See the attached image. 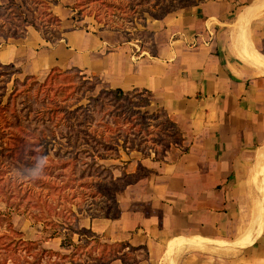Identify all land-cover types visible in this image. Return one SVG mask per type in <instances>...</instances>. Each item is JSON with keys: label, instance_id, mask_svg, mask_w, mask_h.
Returning a JSON list of instances; mask_svg holds the SVG:
<instances>
[{"label": "crops", "instance_id": "obj_1", "mask_svg": "<svg viewBox=\"0 0 264 264\" xmlns=\"http://www.w3.org/2000/svg\"><path fill=\"white\" fill-rule=\"evenodd\" d=\"M150 25L152 51L120 30L62 21L63 38L40 50L44 66L145 91L182 136L160 160L128 159L126 173L144 172L122 187L115 214L81 226L146 247L108 264H264V0H197Z\"/></svg>", "mask_w": 264, "mask_h": 264}, {"label": "rangeland", "instance_id": "obj_2", "mask_svg": "<svg viewBox=\"0 0 264 264\" xmlns=\"http://www.w3.org/2000/svg\"><path fill=\"white\" fill-rule=\"evenodd\" d=\"M6 2L7 0H0V3ZM77 3L82 5L77 6ZM196 3L197 0H148V2L146 0H56L55 3L50 4V8L60 18L63 27L68 31H76L77 29L89 31L102 28L117 29V27L123 26L129 34L136 37V39L130 40H135L137 44H142L143 47L150 50V23L153 22V19L177 8L191 6ZM119 4L123 6H119ZM24 7H26L24 8L26 12V9H33L34 16L38 14L43 16L40 13L43 8L39 0H27ZM28 16H30L29 12ZM46 19V17L37 19L35 28H28V32L19 39L0 37V63L13 64L12 68H4V71L9 73L15 71L12 75L20 79L25 75H33L39 83H42L49 70L56 67H48L45 62V66L43 65L47 53L41 51L53 44L47 43L49 41L45 40V36H52L54 30H56L53 25H48L44 31ZM1 23L4 27L8 26L6 18L3 16L0 18ZM135 28H138L139 31H135ZM61 29L59 27L60 31ZM62 38L63 35L61 34L60 38L56 40ZM56 40L51 42H57ZM60 69L66 68L62 67ZM80 69L87 76V71L83 68ZM2 77L6 78L7 75ZM0 79L2 78L0 77ZM74 81H77V78ZM67 83H69L68 80L58 78L52 86L45 85L38 91L34 86L31 91L32 96L34 97L38 93V96L44 97L45 101L50 98L57 100L65 98L67 102H75L74 107L79 104L87 105V97L89 95L95 97L101 88L97 84L93 90L85 91L80 98H77V92H71L72 88L65 87L68 85ZM127 93L129 95L128 99L122 101L124 103L133 102L134 108L140 111V115L143 114L142 112L161 109L153 110L151 107L149 108V105L140 106L142 100L149 99L148 93L143 90L133 89L128 90ZM97 101L103 103L102 107L95 106L94 120L89 123L86 129L90 131L96 129V134L103 130L104 138L110 137V135H113L112 137L116 136L117 144L112 142L116 144V146H113L116 150L106 149L98 143L93 145L92 143H83L84 139H80L81 143H78L75 139L67 141L64 137L58 136L59 134L56 132L54 138L51 136L43 138L37 135V138H32V136L17 133L15 140L6 139L10 137H4L0 140V264H29L26 260L32 261L34 259L32 256L35 252L34 249L31 250V253L14 249L12 242H10L11 239L21 238L25 241H37L45 248H53V250L61 252H67L71 249L68 253L73 250L71 242L80 243L83 246L82 251L84 253L82 254V260L87 262L84 264L93 261L95 255L101 252L107 253L114 248V246H103L104 243L113 242L104 235L100 236L101 234L94 233L90 228L81 226V219L104 218L115 214L117 209L116 197L118 198L123 185L131 179L133 174L125 172L129 162L128 159L142 157L143 155L153 157L155 151L161 152L163 150V145L158 142L161 135L157 134V128L154 127L155 130L151 133L140 132L139 144L138 140L130 143L129 140L132 138L130 136L126 144L127 147L123 149L121 144L124 135L123 129L126 124L122 122L117 124L121 127L120 133L112 131V129L109 130L102 125L103 121L110 122V118L105 114V111L114 107L115 103H112L113 100L110 102L106 99H97ZM90 108L93 109V106L91 105ZM133 129L130 128V131H133ZM129 144L132 146H129ZM174 153L178 152L174 151ZM38 157L49 160V166L46 168L44 175L34 182L18 181L14 176L13 169L24 168L32 164ZM96 165L110 169L112 178L96 175L95 171L90 168V166ZM135 172L142 174L144 170L137 166ZM123 173L126 175L123 176ZM116 177L122 178L113 181ZM254 212L255 209L247 208L249 217ZM81 229H85L83 231L84 236L76 232ZM88 230L99 237V243L88 238L90 236ZM14 231H18L20 234H16ZM262 233L264 234V228L261 231ZM63 241L69 242H67V245H61ZM122 251L127 253L126 249ZM88 252H90V255H86ZM144 255L142 250L130 252V257L136 260ZM54 261V256L44 257L40 264H53ZM71 262L76 263L74 260ZM62 263L64 262L60 264Z\"/></svg>", "mask_w": 264, "mask_h": 264}, {"label": "trees", "instance_id": "obj_3", "mask_svg": "<svg viewBox=\"0 0 264 264\" xmlns=\"http://www.w3.org/2000/svg\"><path fill=\"white\" fill-rule=\"evenodd\" d=\"M48 1L50 2L48 3ZM146 1L148 2V0ZM39 2L43 8V11L40 12L43 16H40V14L34 16L33 9H26V12L24 10L26 7L24 6L27 4V0H7L6 3H0V18L2 16L5 17L8 24L7 27H4L3 23L0 24V37L5 39L19 38L27 32L28 28H35V21L37 19L46 17L44 31L48 25H53L56 30H54L52 36L46 35L45 40L51 42L59 39L61 36V31L59 30L61 20L50 8V4L55 3L56 0H39ZM33 4L39 5L38 3ZM81 5L82 4L77 3V6ZM119 6L123 5L119 4ZM124 11L126 12V10ZM28 12L30 16H28ZM117 30L126 34L129 40L136 39V37L129 34L123 26L117 27ZM135 31L138 32L139 29L135 28ZM149 41L150 50L152 51L153 43L151 38ZM12 67V63H0V77L2 78L0 79V82H2V84H0V140L4 137H10L6 139L15 140L17 138V133L32 136V138H37V136L43 138L45 136H51L54 138L56 132L59 134L58 136L64 137L67 141L75 139V141L77 140L78 143H81L82 141H80V139H84L83 143H92V145L98 143L103 145L106 149L112 148L116 150V148L113 147L117 144L116 136L112 137L113 135H110V137L104 138L103 130L96 134V129H92V131L86 129L89 123L94 120V113L96 112L94 109L95 106L102 107L103 103L97 101V99H106L110 102L113 100L112 103H115V105L111 109H106L105 114L109 116L110 122L103 121L102 125L109 130L112 129V131H118V133H120L121 127L117 126V124L120 122L126 124V127L123 129L124 135L121 144L123 149L127 147L126 144L130 136H132L129 140L130 143H134L135 140H138L139 144V138H141L140 132L144 131L146 133H151L155 130L153 129L154 127L157 128V134L161 135L158 142L162 143L163 150L165 149L166 151L170 145L179 144L182 141L178 125L169 118L164 109L142 112L143 114L140 115V111L134 108L133 102L124 103L122 101L127 100L129 95L127 91L125 92L118 87L109 89L100 88L95 97L91 95L87 97V105L79 104L74 107L73 105L75 102H67L65 98L60 100L50 98L48 101H45L44 97L41 98L38 96V93H36V96H32L31 91L34 86L38 91L45 85L52 86L58 78L68 80L69 83H67L68 85L65 87L72 88L71 92H77V98H80L85 91L93 90L96 85L99 84V78L96 76H85V74L82 73L83 70L78 67L73 66L63 70L53 67L49 70L42 83H39L33 75H25L20 79L12 75L15 71H10L12 73L4 71V68L7 69ZM4 75H7V77L3 78L2 76ZM76 78L77 81H74ZM149 104L150 100L146 98L142 100L140 106L144 107ZM91 105L93 109L90 108ZM130 128H134L133 131H130ZM129 146L132 145L129 144ZM163 150H161V152L155 151L154 158L160 160V157L165 153ZM85 151H87V149H85ZM91 154L93 155V153ZM90 168H92L98 176L104 175V178H112V172L108 168L101 167L100 165L90 166ZM140 174L141 173L138 172H134L132 175L129 174L132 177L129 181H126L124 185L137 179ZM122 175L125 176L126 174L123 173ZM121 178L122 177H116L113 181L120 180ZM84 230L85 229H81L76 232L84 236ZM14 232L20 234L18 231ZM88 233L90 234L88 238L99 243V237L90 230H88ZM17 240L11 239L10 241L14 249L25 250L28 253H31L32 249L35 250L32 255L34 259L32 261L26 260L29 264H40L44 257L50 258L51 256L55 258L53 264H60L68 260H74L77 264L87 263L82 260V254L84 253L82 251L83 246H81L80 243L71 242L73 250L65 254L58 250L45 248L37 241H25L21 238ZM67 242L69 241H63L61 245H67ZM103 246H114V248L110 249L107 253L101 252L95 255L93 261L88 262L89 264H108L115 259H119L123 262L135 261V258L130 257V252L146 248L144 245H131L123 241L104 243ZM124 249L127 250V253H124V251L121 252V250ZM86 255H90V252Z\"/></svg>", "mask_w": 264, "mask_h": 264}, {"label": "clouds", "instance_id": "obj_4", "mask_svg": "<svg viewBox=\"0 0 264 264\" xmlns=\"http://www.w3.org/2000/svg\"><path fill=\"white\" fill-rule=\"evenodd\" d=\"M49 166L47 158L38 157L32 164L24 168H14L13 173L15 178L21 182H34L39 180Z\"/></svg>", "mask_w": 264, "mask_h": 264}, {"label": "built area", "instance_id": "obj_5", "mask_svg": "<svg viewBox=\"0 0 264 264\" xmlns=\"http://www.w3.org/2000/svg\"><path fill=\"white\" fill-rule=\"evenodd\" d=\"M191 44L194 45L195 44V41H193Z\"/></svg>", "mask_w": 264, "mask_h": 264}, {"label": "bare ground", "instance_id": "obj_6", "mask_svg": "<svg viewBox=\"0 0 264 264\" xmlns=\"http://www.w3.org/2000/svg\"><path fill=\"white\" fill-rule=\"evenodd\" d=\"M259 214H260V213H259ZM259 217H260V216H259ZM259 217H258V218H259Z\"/></svg>", "mask_w": 264, "mask_h": 264}]
</instances>
